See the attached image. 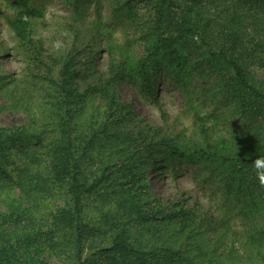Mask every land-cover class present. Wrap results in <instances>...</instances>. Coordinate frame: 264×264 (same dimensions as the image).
Returning a JSON list of instances; mask_svg holds the SVG:
<instances>
[{"label": "trees", "instance_id": "trees-1", "mask_svg": "<svg viewBox=\"0 0 264 264\" xmlns=\"http://www.w3.org/2000/svg\"><path fill=\"white\" fill-rule=\"evenodd\" d=\"M78 1H74L75 8ZM144 1L151 5L152 12L151 24L145 33L147 50L137 63L138 74L144 82H150L147 77L150 78L148 71L152 63L157 70L160 56L165 55L179 70L214 75L223 82L233 108L240 115L257 116L264 122V0ZM14 3L17 14L8 20L10 31L34 53H30L33 58L29 64H32L16 79V87L27 98L39 84L44 102L51 105L57 119V128L55 135L46 141V134L40 130L30 136L19 126H0V193L14 188L30 201L40 194L50 198L54 187L59 185L58 189L65 191V199L39 215L31 213L29 206L16 202L0 213L4 222L15 217L10 230H1L0 264H51L41 259V252L45 250L59 264H91L96 259L106 264H264V201L244 202L248 184L242 185L243 176L255 171L253 161L264 155V124L262 137L259 133L248 154L221 157L223 165L228 166L227 189H234L241 175L235 193L237 202L231 208L240 218L254 220L252 226L249 224L235 232L239 250L233 246L217 252L218 241L211 239L188 246L180 237L182 231H189L193 226L199 229V223L205 220L199 221L185 205L178 209H174L178 204L164 207L161 198L144 191L148 186L137 183L139 173L134 169L139 166L135 162L129 169L131 174L120 178L119 184L110 183L112 172L107 158L106 162L101 160L95 165V147L108 135V126L115 124L114 117L120 106L114 92L109 95L106 117L97 121L91 135L87 138L77 133V99L85 94H102L108 87L115 89L116 81L128 74L111 67L109 78L101 87L88 84L85 94H81L74 84L82 72L68 61L59 66L60 77L55 80L51 73L58 62L50 66L48 62L55 60L45 61L41 49L30 37L31 19L43 16L42 7L30 0ZM138 83V79L132 81V85ZM147 89V96L154 98L150 85ZM119 131L115 132V139L128 143L126 148L133 147L135 138ZM146 139L140 146L149 148L151 142ZM29 141L36 150L42 149L43 159L38 152L28 155L27 160L21 157L19 147H26ZM161 143L166 145L164 140ZM167 148L172 156L178 153L172 145ZM130 158L137 160L139 155L132 154ZM112 195L115 199H111ZM226 200H229L227 193ZM222 215L225 221L230 213L222 211ZM121 218L126 221L118 223ZM112 219L114 222H110ZM131 222L146 229L142 228L139 233L134 228L132 231ZM176 235L179 238H174ZM209 241H214L213 248L203 250Z\"/></svg>", "mask_w": 264, "mask_h": 264}, {"label": "rangeland", "instance_id": "rangeland-1", "mask_svg": "<svg viewBox=\"0 0 264 264\" xmlns=\"http://www.w3.org/2000/svg\"><path fill=\"white\" fill-rule=\"evenodd\" d=\"M15 1L0 0V126H19L30 136L40 130L46 134L47 141L56 133L57 119L51 105L44 102L42 88L35 85L29 93L31 97L23 98L21 88L17 89L15 84L33 58L29 45L18 42L8 26V20L17 14ZM32 1L40 4L43 16L31 19L30 37L41 49L45 61L55 60L48 62L50 66L58 62L51 77L59 79L58 70L63 63L76 64L82 74L74 85L83 94L88 84L101 87L109 78L111 67L128 74L116 81L115 89L108 87L102 94L84 93L77 99V133L87 138L97 128V121L106 117L112 92L120 104L114 117L115 124L108 126V135L95 147V165L108 160V169L112 172L110 183L119 184L120 178L131 174L129 169L135 162L139 166L134 169L139 173L137 183L148 186L144 191L161 198L164 207L178 204L174 207L178 209L185 205L199 221L205 220L199 223V229H193V226L188 229L190 232L182 231L180 237L184 244L190 246L211 239L218 241L217 252L233 246L239 250L235 232L249 224L252 226L254 220L240 218L231 208L230 205L237 202L235 193L241 175L236 179L234 189H227L228 166L223 165L221 157L248 154L249 146L259 133L262 137L263 119L240 115L233 108L223 82L216 80L214 75H194L192 71L179 70L165 55L160 56L157 70L152 63L148 71L150 78L147 77L150 82L145 83L138 74L137 63L147 50L145 33L151 24L152 12L151 5L144 0H79L76 8L75 0ZM180 49L185 50L183 45ZM136 79L138 85H132ZM149 85L155 93L154 98L147 96ZM119 130L135 138L133 147L126 148L128 143L115 139L114 134ZM145 137L146 142H151L150 149L140 146ZM163 140L166 145L161 143ZM31 143L19 147L21 157L27 160L28 155L38 152L43 159L42 149L36 150ZM167 145L174 146L178 153L172 156ZM212 153L217 156H210ZM132 154L139 158L131 159ZM244 184H248L243 194L244 202L251 199L264 201V185L259 182L256 171L243 176ZM58 186L54 187L50 198L40 194L30 201L17 189L5 190L0 193V213L6 212L13 202L29 206L31 213L36 215L52 210L65 199L64 189L60 190ZM226 193L229 200H226ZM114 196H110L111 199H115ZM98 199L101 201L100 197ZM222 211L230 213L228 220H223ZM14 218L5 222L0 218V234L2 229L12 228L10 224ZM122 221L126 218H121L118 223ZM218 221L221 222L216 224ZM130 224L132 231L134 228L137 233L146 229L133 222ZM214 241H209V246H203V250L213 248ZM42 258L48 263L59 264L48 250L41 252ZM91 264L106 263L96 259Z\"/></svg>", "mask_w": 264, "mask_h": 264}, {"label": "clouds", "instance_id": "clouds-1", "mask_svg": "<svg viewBox=\"0 0 264 264\" xmlns=\"http://www.w3.org/2000/svg\"><path fill=\"white\" fill-rule=\"evenodd\" d=\"M56 47L59 48L60 44L57 43ZM253 167L256 171L257 178L259 182L264 185V155L258 156L254 161H253Z\"/></svg>", "mask_w": 264, "mask_h": 264}]
</instances>
